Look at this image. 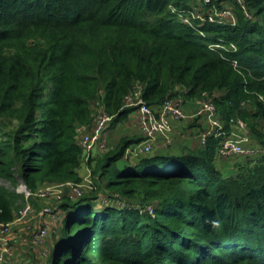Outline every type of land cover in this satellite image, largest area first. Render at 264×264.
Returning a JSON list of instances; mask_svg holds the SVG:
<instances>
[{"label": "trees", "instance_id": "16d2710c", "mask_svg": "<svg viewBox=\"0 0 264 264\" xmlns=\"http://www.w3.org/2000/svg\"><path fill=\"white\" fill-rule=\"evenodd\" d=\"M192 1L0 0V179L17 176L31 191L80 182L77 127L92 124L96 102L110 125L126 119L135 93L152 107L208 94L225 130L257 133L264 0H243L250 17L238 6L235 24L184 23ZM219 39L234 48L209 46ZM142 139L122 137L89 161L94 188L53 198L63 215L47 264H264V167L241 164L224 177L215 164L222 138L213 136L181 154L125 158ZM103 182L129 205L156 203L154 214L97 203ZM24 200L0 185V221Z\"/></svg>", "mask_w": 264, "mask_h": 264}, {"label": "built area", "instance_id": "2783aa9c", "mask_svg": "<svg viewBox=\"0 0 264 264\" xmlns=\"http://www.w3.org/2000/svg\"><path fill=\"white\" fill-rule=\"evenodd\" d=\"M208 18L210 21H218L219 23H222L227 20H232L231 18H233V16L229 9H223L221 12L214 14L213 17L210 16ZM233 64L234 66L236 65L235 60L233 61ZM204 96L205 97L200 99L199 106L192 115L195 117L204 116L208 120L209 126L200 131L199 136L202 143H204L210 136L222 138L217 147V153L222 156L250 155L254 152L264 153V147L258 148L249 146L247 144V136L228 134L218 117L217 108L212 98L208 94H205ZM133 97L134 99L128 103H126L125 99V103L126 106L136 107L145 137L140 142L125 149V158H133L138 155L147 154L151 150L152 142L155 137L158 134L164 135L170 131L171 125L168 121L169 118L183 120L189 116L183 110L181 98H169L160 106L152 107L143 102L138 97L137 93H135V96L133 95ZM96 116L97 117L94 118L91 125L81 124L77 127L76 138L82 149L83 167L85 168L82 180L76 183L65 182L54 185H45L38 187L34 191L29 190L21 180L17 187V191L22 193L26 200L31 196L60 199L64 195V186L68 189L66 192L71 197L81 196L85 190L93 188L92 168L89 161L108 149L105 138V129L107 127L105 125L112 119L111 116L105 113L103 107H100ZM152 208V206H149L150 212H152ZM31 210L32 208L30 204L24 203V205L15 213L12 220L6 222L0 221V236H4L5 238L10 237L13 226L18 222H21ZM42 213L47 215L48 220L51 221L52 210L50 207H44ZM46 233L47 228L45 226L41 227L36 233V238L41 241ZM5 262L6 255L5 253L3 254V252H0V264H4Z\"/></svg>", "mask_w": 264, "mask_h": 264}, {"label": "rangeland", "instance_id": "374dc122", "mask_svg": "<svg viewBox=\"0 0 264 264\" xmlns=\"http://www.w3.org/2000/svg\"><path fill=\"white\" fill-rule=\"evenodd\" d=\"M191 3L192 10L180 12L179 15H182L180 18L184 23L192 24L193 19H197L200 22L202 21H209V22H218V21H210L208 17L212 16L216 13L221 12L223 9H229L233 18L232 20H227L225 22H230L235 24L237 19V8L240 7L242 13H244L247 17H250L248 10L244 5L243 0H220L218 4L216 3L217 0H195ZM208 5L205 6L204 5ZM195 4V5H194ZM219 5V6H218ZM219 23V22H218ZM198 27L196 25H192ZM204 35L203 32L199 31ZM206 35V34H205ZM221 42L220 44L211 43L209 44L220 48V49H229L234 48L233 45H230V42H226L224 39H219ZM235 50V49H233ZM205 97V96H204ZM180 98V97H179ZM134 99L133 95H131L128 99H126V103L132 101ZM201 99V98H200ZM99 102L95 103L94 105V116L97 117V112L99 110ZM136 108V107H135ZM94 120V119H93ZM110 122H108L105 126L108 127ZM111 124L110 126H113ZM254 125L256 127L257 133L253 132V128L247 127V135H248V142L250 144H256L258 148H263L264 145L260 144L264 140V117H258L254 120ZM141 134V133H140ZM138 134L132 135V137H137ZM142 135V134H141ZM128 137V136H127ZM121 139V138H120ZM120 141V140H119ZM263 163V164H262ZM215 164L216 167L219 168L221 173L224 177L237 173L239 171L240 165L243 164L245 167L253 168V167H264V153H251L250 155H230V156H222L216 152L215 154ZM222 164V166H220ZM92 168V167H91ZM260 168V167H259ZM82 175L85 173V168L83 167L80 169ZM16 184L4 179H0V185L5 186L6 188L17 191V187L20 184L21 179L17 177ZM54 185L49 183V185ZM58 184V183H56ZM99 185V184H98ZM105 183H101L100 186L102 189L97 194L96 202L97 203H111L114 206H121L126 207V205L131 207H136L140 209V211H146L150 215H153L154 212L149 211V206L155 207L154 202H143L134 200L135 204H128L129 202L122 197H118V194H112L108 189L104 188ZM41 186V185H40ZM94 188V187H93ZM68 189L66 186L63 187V193H65ZM18 192V191H17ZM20 193V192H19ZM113 195V196H112ZM80 197V196H75ZM116 197V198H114ZM25 198V197H24ZM122 200V201H121ZM25 203H29L32 210L26 215V217L21 221L15 224L11 231V236L5 238L4 236H0V252L5 253L6 260L4 264H47V256L49 251L52 247V242L50 241V235L56 228L61 221L62 213L58 211L55 214L54 208L56 206V201L53 200V197L45 198V197H35L34 201L32 202L31 199L25 198ZM131 203V202H130ZM141 205H147L145 209L141 207ZM44 207H50L52 210L51 213V221L48 220V216L42 213V209ZM19 210V209H18ZM17 210V211H18ZM16 211V212H17ZM57 212V211H56ZM47 228V233L43 237V241H39L36 238V233L38 232L39 228L41 227Z\"/></svg>", "mask_w": 264, "mask_h": 264}, {"label": "crops", "instance_id": "0c3cea01", "mask_svg": "<svg viewBox=\"0 0 264 264\" xmlns=\"http://www.w3.org/2000/svg\"><path fill=\"white\" fill-rule=\"evenodd\" d=\"M199 102L200 98L182 99L183 110L189 116L183 120L169 118L168 121L171 125V129L168 133L164 135L158 134L155 137L150 150L152 153L181 154L186 149L195 150L204 146L205 142H201L199 135L201 130L209 126L208 120L204 116H192L199 106ZM227 133L248 137L247 128L243 124L231 125L230 130H228ZM133 134H138L137 137L142 136L143 139L145 137L140 116L136 109L131 111L126 119L117 122L113 126H110L109 124L105 129V138L108 149L113 148L120 138L127 136L132 137ZM247 144L253 147L256 146V144H250L249 142ZM133 145L134 144H132V146ZM99 155L100 154L95 158H98ZM220 166H222V164Z\"/></svg>", "mask_w": 264, "mask_h": 264}]
</instances>
